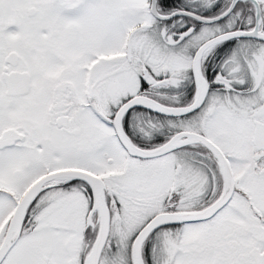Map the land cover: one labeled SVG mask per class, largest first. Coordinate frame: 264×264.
<instances>
[{
	"label": "snow or ice",
	"instance_id": "6c2138e0",
	"mask_svg": "<svg viewBox=\"0 0 264 264\" xmlns=\"http://www.w3.org/2000/svg\"><path fill=\"white\" fill-rule=\"evenodd\" d=\"M0 264H264V0H0Z\"/></svg>",
	"mask_w": 264,
	"mask_h": 264
}]
</instances>
